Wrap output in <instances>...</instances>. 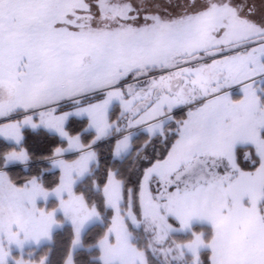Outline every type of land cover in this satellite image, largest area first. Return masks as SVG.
<instances>
[{
    "label": "snow or ice",
    "instance_id": "snow-or-ice-1",
    "mask_svg": "<svg viewBox=\"0 0 264 264\" xmlns=\"http://www.w3.org/2000/svg\"><path fill=\"white\" fill-rule=\"evenodd\" d=\"M0 264H264V0H0Z\"/></svg>",
    "mask_w": 264,
    "mask_h": 264
}]
</instances>
